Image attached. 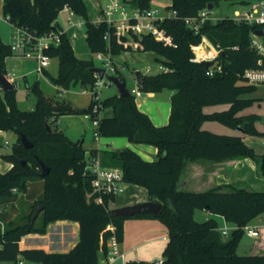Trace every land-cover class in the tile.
Returning a JSON list of instances; mask_svg holds the SVG:
<instances>
[{
	"label": "trees",
	"instance_id": "obj_1",
	"mask_svg": "<svg viewBox=\"0 0 264 264\" xmlns=\"http://www.w3.org/2000/svg\"><path fill=\"white\" fill-rule=\"evenodd\" d=\"M152 0H134L141 10L149 9ZM222 0H171L169 9L177 12V19H167L161 25L172 45L151 35L133 39L141 44L143 52L156 55L158 65L170 69L153 75L137 77L139 91L144 94L171 91L169 123L163 127L153 124L150 117L141 112L136 96L114 95L103 100V114L97 127L100 137L127 138L131 144L156 147L157 157L146 161L130 148L115 151H91L106 167L122 169L125 181L143 187L149 200L163 204L160 214H139L134 217H114L112 210L96 204L92 192V177L86 171V149L81 142H74L58 128L55 119L77 115L79 110L70 103L46 97L38 82L28 89L36 98L33 110H21L16 99V88L0 90V131H11L17 141L10 154L2 159L11 168L0 173V202L19 192L27 193L30 181L38 178L44 182L43 225L38 227L32 218L27 223L6 222V230L0 237V263L17 264L21 259L33 264H99L101 249L112 235L110 224L116 228V236L123 241L124 222L131 218H155L168 230V242L163 252V264H264V254L237 255L238 243L245 233L243 227L264 214V192L243 187L220 186L204 192L184 191L182 176L189 161L207 160L220 163L225 160L253 158L264 175V156H258L249 147L244 136L262 135L256 128L259 115L241 114L251 102L241 98L256 89L249 85L242 74L250 69H264L258 65L259 56L251 49L252 32L258 26L236 23L227 17L216 22L206 21L195 33L185 22L186 17H196L209 5L216 6ZM245 4L249 2L245 1ZM70 7L86 22V40L92 53L119 55L133 49L117 41L116 31L107 24L99 26L88 20L84 0H4L3 14L12 27L27 28L38 36L60 29L56 23L58 14ZM109 32L110 39H105ZM206 38L214 48L222 50L215 65L221 71L208 74L205 62H195L194 46ZM126 40L125 38L123 41ZM234 46L238 50L233 49ZM47 54L59 62V73L52 77L54 85L71 89L78 85L92 88L95 82L94 63L78 58L68 35ZM14 56L10 45L0 36V69L5 75L6 59ZM264 65V61H263ZM48 75L49 73L46 72ZM229 106L226 110L204 112L206 107ZM90 106L84 112H89ZM207 122L222 124L236 135L217 134L203 125ZM50 126L51 130H48ZM25 136L32 143L26 149L21 143ZM40 162L50 172L42 176ZM14 190L16 192H14ZM108 200H106V204ZM207 211L223 217L236 228L228 237L219 230L217 219L203 222L195 219V211ZM70 221L79 224V241L68 252H46L43 249L20 248L22 238L30 234L46 235L49 224ZM26 240L22 241L25 245ZM127 264H148L128 262Z\"/></svg>",
	"mask_w": 264,
	"mask_h": 264
},
{
	"label": "rangeland",
	"instance_id": "obj_2",
	"mask_svg": "<svg viewBox=\"0 0 264 264\" xmlns=\"http://www.w3.org/2000/svg\"><path fill=\"white\" fill-rule=\"evenodd\" d=\"M245 1L249 2V4H245ZM87 6V14L88 20L90 23L97 22L99 20V8L102 0H84ZM259 0H222L219 6H216L215 9L211 11V17L213 18H233L234 13L236 11L247 12L249 9H252L255 5H257ZM171 5V0H152L150 3V7L152 9H160V10H169V6ZM68 13L61 11L56 19V23L61 25L63 28H68ZM68 37L71 41V44L75 48V52L77 56L85 61H92L96 68H102L101 62L96 58V54L92 53L86 40V26L80 29H69L67 30ZM204 48L206 51H204ZM196 54L199 59L205 53L214 52V50L210 49L207 43L201 44L200 47L195 48ZM125 63V70L121 74V78L126 80L128 91L136 96L139 90L136 72H140L144 75H153L157 72L158 64L156 62V55L151 52H143V51H129L123 52L121 57H119ZM36 61L33 59L20 58V57H9L7 59V72L13 73L16 78L18 85H15L16 88V99L18 106L21 110L30 111L35 108L37 98L35 94L28 89V86H32L35 82H38L40 89L46 97L56 99L61 102L70 103L74 108L80 111L77 115H68L59 117L56 122H53V127L62 130L70 139L73 141L80 140L82 142L83 148L86 149V160L90 162L93 158L91 151L93 149H97L100 146L108 147L105 142L108 139H117V143L120 139L123 138H105V137H95V133L97 132V127L93 124L92 120L85 117L84 110L88 107L90 96L85 93H81L80 85L71 88L69 93H63L62 95H58V91L52 83L51 79L45 75V73H38L35 71ZM47 72L52 76L56 77L59 73V62L56 58L51 60V65L47 69ZM108 84V83H107ZM259 98L254 97L256 91ZM263 88L256 87L254 91L250 94H243L241 98L251 102L249 107L241 111V114H251L255 113L259 115V119L256 122L257 130L262 133V135H252L246 136V143L249 146H253L257 149L259 153L264 152V146L259 145V141H264V94ZM118 93V90L114 84H108L103 86L101 89V97L102 99H106ZM170 91H163L161 93L156 94L153 97L147 96V94H142V96L136 97V103L140 109L147 108V111L158 113L162 108H168L171 104V100L169 99ZM228 109L227 105H219L216 109L226 110ZM206 112H209L207 109ZM211 129L213 132L217 134H227V135H236L237 131H233L232 129L227 128L222 124L211 123ZM5 135L7 137V141L9 144L4 147H0V173L5 171V167H8V162L2 159L3 155L10 154L13 150V146L17 141V135L11 131H5ZM3 133H0V142L3 140ZM122 141V140H121ZM125 141V140H124ZM116 143V144H117ZM105 144V145H104ZM115 144V145H116ZM115 145H112L110 149H114ZM139 144H132L130 149H134L133 151L139 152L137 148H139ZM143 147H149V145H144ZM124 148V147H123ZM121 148V149H123ZM126 148V147H125ZM256 152V150H255ZM140 153V152H139ZM255 160L252 158H244L242 159V163L238 166L231 175V180L234 182H238L237 186L246 188L248 190H255L264 192V179L256 172L255 168ZM209 189V187H204V190ZM187 190V189H186ZM203 190V191H204ZM44 193V182L41 179H34L29 183V189L27 193L19 192L14 195L12 198L3 199L0 202V219L5 223L7 221H14L16 224H24L27 223L29 217L32 218L35 214L36 209L39 205L42 206L38 215L33 220L35 225L41 227L43 225V204L41 203V199ZM147 191L140 186L133 184H126V191L124 194L120 195L117 199L118 204H121L124 199L131 197L136 198H146ZM195 219L198 222L205 221V214L201 210L195 211ZM133 218L131 221H135ZM142 219V218H139ZM155 219V218H153ZM128 220V219H127ZM126 221V220H125ZM158 223H161L163 227L165 225L156 219ZM225 222L223 223V225ZM256 224L257 229L260 231V236L258 237H250L246 232L243 234L242 238L238 243V247L236 249L237 255H261L264 253V214L258 216L252 222V226ZM59 223L54 222L48 225L46 235L40 234H30L26 236L27 239L32 238V242H42V243H56L58 239L55 236L56 231L58 229ZM132 227H135L136 223L133 222ZM226 225L231 228V232L233 229V225L230 223H226ZM131 229V228H130ZM133 229V228H132ZM134 230V229H133ZM37 235V236H36ZM151 236V235H150ZM40 240H38V239ZM71 239L73 236L70 237ZM70 239V240H71ZM143 239H141L142 241ZM73 239L69 241L67 244H71ZM67 244L57 245L56 248L63 250ZM166 243L165 241L158 240L155 243L150 245H142V247L138 248V252L144 254V256H149L152 254H157V259L148 262L149 264H155L157 261L163 259V250L165 249ZM150 258V257H149ZM129 260V257H128ZM0 264H8L7 262H1Z\"/></svg>",
	"mask_w": 264,
	"mask_h": 264
},
{
	"label": "built area",
	"instance_id": "obj_3",
	"mask_svg": "<svg viewBox=\"0 0 264 264\" xmlns=\"http://www.w3.org/2000/svg\"><path fill=\"white\" fill-rule=\"evenodd\" d=\"M134 0H102L99 8V20L93 24L99 26L102 23L107 24L109 29H113L117 34V41L121 44L130 46L133 50H142L141 44L133 39V37H139L145 35H151L157 40H161L172 45V40L167 37L166 32L161 29V25L167 19H177V12L169 9L168 11L160 9L141 10L135 7ZM68 13V25L69 27L83 28L86 25L84 19L80 18L70 7L65 6L62 10ZM7 19V18H6ZM221 18L211 17V11L205 8L200 11L196 17H186L185 22L189 28L195 33L200 30V27L208 20L214 22ZM236 23H244L247 25L258 26V29L252 32L250 41L251 49L255 50L259 56L258 65L263 67L264 61V35L260 36L257 31L264 32V0H259L258 4L247 12L236 11L232 18ZM8 20V19H7ZM65 34L64 30H53L47 34L38 36L31 32L27 28L13 27L12 42L10 44L11 50L15 56L20 58L33 59L36 61L35 71L43 73L50 67L52 58L47 54V51L52 47H57L61 43L62 36ZM126 39L123 41V39ZM105 39L109 41L110 34L106 33ZM207 43L208 47L214 50L212 55H207L198 58L195 48H198L203 43ZM200 45L194 46L192 49L195 53L194 61L201 63V61H214L215 62L222 50L214 48L212 44L204 37ZM233 49L238 50L237 46ZM114 56L110 53L99 52L96 54V58L101 62L102 69H104V75L100 76L99 73L94 72L95 82L92 88L88 89L91 96L90 111L87 112L86 118L92 120L93 124L98 127L99 121L103 114V99L101 97V89L103 86L112 84L109 77L116 76L120 79L122 72L125 70V66L118 64L114 60ZM222 66L214 69L210 68L208 74L213 75L216 71H221ZM170 69L162 64L158 65L157 72H168ZM6 78L14 85H18L16 76L8 72ZM243 79L248 82L249 85H255L256 87L264 86V69H250L242 74ZM108 83V84H107ZM0 90L3 91L0 86ZM137 96H142V93L138 90ZM3 133L4 139L0 142V146L4 147L9 144L7 141L5 131ZM95 137L99 138L98 132L95 133ZM1 162V158H0ZM86 171L92 177V192L91 196L96 204L106 206L107 210H113L118 197L125 193L126 184L124 178V172L122 169L106 167L100 163L98 157H93L90 162H87ZM264 179V175H261ZM14 192H16L14 190ZM106 200L108 203L106 204ZM225 224L219 228L224 237H228L231 232V228ZM108 229L112 231L111 237L102 242L105 244L106 250L101 249V257L99 264H127L126 255L121 250L120 241L116 236V228L113 224L108 226ZM244 231L252 238L260 236V231L257 226H251L250 224L243 227ZM6 230V223L0 219V237L4 235ZM234 230V229H232ZM2 242L0 240V249ZM17 264H33L23 259L18 261ZM156 264H163V260L158 261Z\"/></svg>",
	"mask_w": 264,
	"mask_h": 264
},
{
	"label": "crops",
	"instance_id": "obj_4",
	"mask_svg": "<svg viewBox=\"0 0 264 264\" xmlns=\"http://www.w3.org/2000/svg\"><path fill=\"white\" fill-rule=\"evenodd\" d=\"M3 1L4 0H0V36L6 44L10 45L12 42L13 27L9 23V21L6 19V17H4ZM59 27H60V29L64 30V32L66 34L68 32L67 30H69V29H80L78 27H69V25H68L67 29L63 28L61 25H59ZM73 48H74V46H73ZM74 51H75V48H74ZM204 51H206L205 48H204ZM213 53L214 52H211V53H205L204 52L203 56L212 55ZM75 54H76V52H75ZM121 55H122V53L119 55H115L114 60L116 63L125 66V63H123V60H121L119 58V57H121ZM76 56H77V54H76ZM12 57H16V56L14 55ZM7 59H6V69H7ZM46 72H47V69L43 73H45V75L48 76L49 79H51L50 78L51 75L50 74L48 75ZM54 86L57 89L59 96L62 95L63 93H69L71 91V89H64L63 87L58 86V85H54ZM260 87H262L263 91H264V86H259L258 89ZM28 88H29V86H28ZM80 88L82 90L81 91L82 94L87 93L90 96L88 89H84L82 86H80ZM257 92H258V90L254 94L255 95L254 97L259 98V95H257ZM142 94H144V93H142ZM156 94H158V93H148L147 96L153 97ZM173 94H174V92L170 91V95H169L170 100H171V96ZM263 94H264V92H263ZM115 95H119V93H117ZM90 102H91V96H90V101H89V105L87 108H89ZM218 107H219V105L216 107H206V108H204V112H206V110L208 109L209 112H206V113H212L214 111H217L216 109ZM227 107H229V106H227ZM146 109H147L146 107H145V109L139 108V110L141 112L147 114L150 117V119L152 120V122L155 126L163 127L169 123L170 113H171V104L167 109L162 108L159 111H157L158 113H153V112L147 111ZM86 114H87V112H86ZM86 114H85V117H86ZM57 119H55L54 122H56ZM211 123H213V122L205 123L203 125V128L213 132L212 130H210L211 126H212ZM122 138L123 139H120V141L118 143H117V139H108L105 142V144L108 147H104L102 145V146L98 147L97 149L99 151H114V149H110V148L112 147V145H115L116 143L117 144L115 145V150H120L123 147L124 148L125 147L126 148L132 147V144L127 140V138H124V137H122ZM243 138L245 141L246 136H244ZM70 140H72V139H70ZM77 141L81 142L80 140H77ZM77 141H74V142H77ZM245 143H246V141H245ZM81 144H82V142H81ZM259 145L264 146V141H262V142L259 141ZM139 146H141V147L137 148V150L140 153L139 152H137V153L142 157V159H144L146 161H154L156 159L157 154H158V150L156 147H153V146L143 147V144H139ZM249 147H251V146H249ZM251 148H254V147L252 146ZM254 150H256V154L258 156H264V152L259 153L256 148H254ZM241 163H242V159H237V158L234 160H225V161H222L220 163H215V162H211V161H207V160L189 161L187 163V167H186V169L183 173V176H182V189L184 191H187V192L192 191V192H199L200 193V192H204V191H207V190H210V189H213L216 187H220V186L240 187V186H237V184L239 185L238 182L236 183V182L231 180V175L234 172V170L238 166L241 165ZM5 168L6 169L4 172H7L11 168V164L9 163L8 167H5ZM255 168H256V172L258 173V175H260L259 165L257 163L255 164ZM204 187H209V189L204 190ZM146 201H149L148 195L146 198H136V197L130 196L129 198L124 199V201L121 204H118V202L116 201L115 208L126 206V205H134V204L142 203V202H146ZM202 212L205 214V220L215 218V219H217V221L219 223V228H221V226H223V223H224L223 217L215 216L214 214L209 213L207 211H202ZM131 219H133V218H131ZM131 219H128L124 222L123 241L120 243L121 250L126 255V261L148 263L152 260L157 259V257H158L157 254L144 256V254L139 253L137 249L142 247V245H150L152 243L157 242L158 240L165 241V243L167 245L168 230H167L166 226L163 227V225H161V223H158V221H156V219L149 218V217H146V218L144 217L142 219H139V218L134 219L135 221H131ZM133 222L136 223L135 227H132V225H131ZM57 223H59V225H58V229L55 233L56 234L55 236L58 237V239L56 241H54L56 243L52 242L50 244H47V243H42V242H32V238L27 239L25 236L22 238V241L26 240L25 245H22V241H21L19 244L20 248L22 250H25V249H43L46 252H68L79 241V224L76 222H70V221H58ZM250 225L252 226V222ZM254 226H256V224H254L253 227ZM235 228L236 227L233 225L234 230H235ZM71 236H73V238H72L73 242H71V244H67L69 241L72 240L70 238ZM36 239H38V238H36ZM141 239H143V240L141 241ZM38 240H40V239H38ZM63 243L67 244V246L63 250L56 248L57 245H61ZM164 250H163V252H164ZM100 254L102 255L101 251H100ZM261 254H264V253H261ZM128 257H129V260H128ZM161 260H163V259H161ZM161 260H159V261H161Z\"/></svg>",
	"mask_w": 264,
	"mask_h": 264
},
{
	"label": "water",
	"instance_id": "obj_5",
	"mask_svg": "<svg viewBox=\"0 0 264 264\" xmlns=\"http://www.w3.org/2000/svg\"><path fill=\"white\" fill-rule=\"evenodd\" d=\"M208 9L210 11H212L214 9L213 5H209ZM257 33L260 36L264 35V32H262L261 30H258ZM205 65L208 68H211L214 65V61H206ZM92 71L99 73L100 76L104 75V69H102V68L94 67V68H92ZM140 75H141L140 72H136L137 77ZM109 80L111 81L112 84H114L116 86L120 97H128L131 95V93L127 89V83H126V80L124 78L120 79L116 76H111V77H109ZM0 86L2 87V89L4 91H12L15 88L14 85L6 78L5 74L2 73L1 69H0ZM48 130L49 131L51 130L50 126H48ZM21 143L23 144V146L26 149H30L32 147V143H30L25 136H21ZM40 166L42 169V176L43 177L47 176L50 172V169L42 162H40ZM41 208H42V206L39 205L35 211V214L33 216V220L36 218V216L38 215ZM162 208H163L162 203H160L158 201L149 200V201L137 203L134 205H126V206H122V207H116L112 210V215L114 217L130 218V217H134V216L139 215V214H151V215L157 217L160 214Z\"/></svg>",
	"mask_w": 264,
	"mask_h": 264
}]
</instances>
